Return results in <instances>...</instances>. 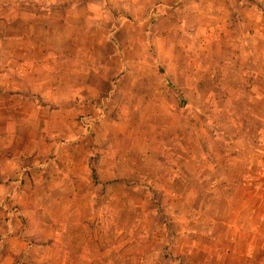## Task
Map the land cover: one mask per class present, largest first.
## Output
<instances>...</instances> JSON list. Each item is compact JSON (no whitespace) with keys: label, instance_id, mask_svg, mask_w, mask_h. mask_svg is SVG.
<instances>
[{"label":"rangeland","instance_id":"374dc122","mask_svg":"<svg viewBox=\"0 0 264 264\" xmlns=\"http://www.w3.org/2000/svg\"><path fill=\"white\" fill-rule=\"evenodd\" d=\"M107 21L111 22L105 31L107 45L95 52L100 67L97 75L106 81L101 95L8 98L15 108H30L0 113V119L10 121V127H0L4 137L0 153L24 157L21 173L4 176L10 190L0 188V209L4 205L5 212L15 214L24 202H41L46 182L44 176L34 175L32 167L36 161H49L57 152H66L82 132L91 157L107 151L120 153L127 163L136 164L135 182L148 187L133 195L136 208L124 206L130 195L123 192L122 209H98L106 246L165 254L166 258L155 253L153 264L186 263L185 256L177 260L183 248H226L229 229L225 221L232 215L227 200H239L241 193L227 192L223 184L232 182L233 171L239 173L242 168L234 162L230 171L227 154L244 152L249 158L258 153L264 164V140L256 142L259 133L254 118L262 115L264 120V75H256L261 63H250L249 79L244 81L248 86L243 92L250 89L255 95L248 102L257 103L251 112L245 96L231 94L239 81L218 75L214 34L203 37L207 49L201 50L202 63H183L181 69L177 63L168 64L169 58L176 61L183 52L177 46L193 44L194 36L179 31L172 17L153 10L143 15L121 12ZM88 50L83 49L84 56L91 55ZM192 60L187 57L188 62ZM100 80L87 79V84L101 85ZM24 83L28 89L42 91L33 80ZM257 94L262 95L258 100ZM232 105L239 110L231 111ZM261 135L264 139V131ZM92 177L97 178L94 169ZM118 210L120 221L115 217ZM203 253L199 258L204 261ZM143 258L147 259L143 262L151 260Z\"/></svg>","mask_w":264,"mask_h":264},{"label":"crops","instance_id":"0c3cea01","mask_svg":"<svg viewBox=\"0 0 264 264\" xmlns=\"http://www.w3.org/2000/svg\"><path fill=\"white\" fill-rule=\"evenodd\" d=\"M153 10L172 17L179 31L194 36L193 44L177 46L183 52L176 61L169 58L168 64L177 63L181 69L184 64H201V50L207 49L203 37L214 34L218 75L239 81L231 94L245 96L248 110L255 112L257 103L248 102L253 93L243 91L248 86L244 81L249 79L251 62L261 63L256 75H264V0H0V113L30 108L10 105L11 96L75 99L101 95L106 81L97 75L100 67L95 52L107 45L105 31L111 23L107 20L121 12L143 15ZM112 25L117 26L115 22ZM85 48H89L88 57L82 53ZM197 73H201L199 68ZM87 79L100 80L101 85L87 84ZM25 80L37 82L34 86L42 91L28 89ZM261 96L257 94L256 100ZM232 106L231 111L239 110ZM261 116H254L259 133L256 142L260 144L264 140ZM5 126L10 127V121L0 119V127ZM74 140L66 152H57L49 161H36L32 167L34 175L44 176L46 182L41 202H24L15 214L1 207L0 264H153L155 253L166 258L161 251L139 253L136 248L106 246L108 238L98 226L103 222L96 217L98 209H122L123 192L130 195L124 206L136 208L138 201L133 195L148 191V187L135 182L136 164L127 163L120 153L107 151L93 158L82 132ZM249 158L238 151L226 157L230 171L234 162L242 165L239 173L231 174L232 182L223 184L227 192L241 193L239 200H227L232 214L225 221L228 246L183 248L178 262L185 256L184 264H264V164L258 153ZM23 161L20 155L0 153L1 189L10 190L4 176L21 173ZM237 208L241 209L238 213ZM115 217L120 221L119 210ZM202 252L204 261L199 258ZM143 255L151 260L143 262L147 260Z\"/></svg>","mask_w":264,"mask_h":264},{"label":"trees","instance_id":"16d2710c","mask_svg":"<svg viewBox=\"0 0 264 264\" xmlns=\"http://www.w3.org/2000/svg\"><path fill=\"white\" fill-rule=\"evenodd\" d=\"M169 86H172L171 82L167 81Z\"/></svg>","mask_w":264,"mask_h":264}]
</instances>
